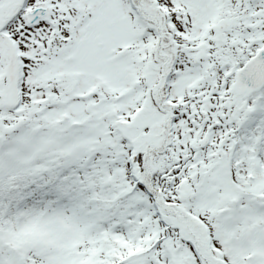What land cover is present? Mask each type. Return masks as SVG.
Listing matches in <instances>:
<instances>
[{
	"label": "snow or ice",
	"instance_id": "obj_1",
	"mask_svg": "<svg viewBox=\"0 0 264 264\" xmlns=\"http://www.w3.org/2000/svg\"><path fill=\"white\" fill-rule=\"evenodd\" d=\"M0 264H264V0H0Z\"/></svg>",
	"mask_w": 264,
	"mask_h": 264
}]
</instances>
